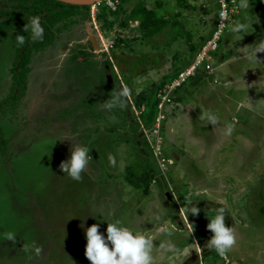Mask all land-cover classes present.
<instances>
[{"label":"rangeland","instance_id":"rangeland-1","mask_svg":"<svg viewBox=\"0 0 264 264\" xmlns=\"http://www.w3.org/2000/svg\"><path fill=\"white\" fill-rule=\"evenodd\" d=\"M141 1L158 7L166 16L192 0H105L84 5L72 16L53 24L41 17L44 42L39 48L33 46L25 98L19 100L14 95L10 97L15 80L13 68L17 69L19 56L17 48L24 53L35 43L30 33L23 32L29 21L7 23L0 15V264H90L84 256L86 240L81 224L89 227L100 223V231L104 232L107 222L96 216L100 207L113 213L109 223L119 219L134 231L153 236L154 264H225V257L205 247L211 236L206 228L207 217L220 206L201 197L215 201L216 195L223 196L227 205L226 226L238 228V243L226 256L227 264H264V83L259 79L264 78V52L257 53V57L251 55L247 63L241 56L243 59L236 63L246 66L247 75L250 72L247 78L255 76L249 82L256 89L255 111H248L240 100L251 89L235 88L232 94H226L218 113L232 115L226 122L234 128L231 136H222L213 167L202 155L198 157L201 145L193 141L196 137L165 133L164 150L162 144L157 146V137L152 134L156 130L148 127L147 118L151 110L168 113L166 104L171 96L163 100L157 93L169 92L167 85L176 72L171 68L163 78L165 72L154 75V85L150 79L144 83L133 77L131 81L127 55L146 40H139L138 34L130 32V40H138L130 44L132 50L128 45L124 52L118 35L120 27L132 24L130 13ZM203 2L193 0L189 5L195 4L200 11ZM210 4L214 7L215 0H210ZM250 4L253 15L255 6H264L262 0H250ZM3 10L0 6V13ZM241 15L239 8L214 57L221 56L223 50L226 57L231 56L230 45L236 39L229 26ZM160 21L159 18L158 25ZM253 32L263 37L264 23L253 24L247 36H253ZM17 34L24 35L23 45L17 42ZM92 35L98 38L99 46H94ZM144 47L147 50L148 45ZM105 63L113 68L105 69ZM218 64L215 62L216 67ZM107 73L112 74L111 81L107 80ZM195 79L193 76L186 82L187 91L199 88L194 85ZM119 84L129 89L126 104L132 107L130 113L119 107L110 111L103 107ZM151 91L158 98H152ZM142 92L149 94L138 107L137 98ZM172 119L170 116L168 120ZM164 126L165 120L157 127L163 130ZM71 143L91 148L92 160L80 181L72 180L59 168L70 155ZM182 153L184 157L180 156L175 165L169 162L173 160L171 156L176 159L175 154ZM110 156L115 165L109 163ZM194 160L199 161L200 170L206 174V183L223 191L204 194L201 189L205 183H192L183 192L184 186L197 180ZM147 164L154 167V174L141 189L149 188L144 192L152 191L150 195L127 180L128 167L133 166L134 174L142 175ZM182 165H187L185 171ZM215 167L217 176H211ZM165 176L175 177L177 187L174 181L171 186L166 185ZM168 193H172V199L168 200ZM189 202L200 209L195 217L184 214ZM8 232L15 234V241L4 238ZM165 242L180 249V255L162 252L160 245ZM33 244L42 248L39 255ZM23 245L28 246L27 251ZM243 256L245 260L240 262Z\"/></svg>","mask_w":264,"mask_h":264},{"label":"crops","instance_id":"crops-1","mask_svg":"<svg viewBox=\"0 0 264 264\" xmlns=\"http://www.w3.org/2000/svg\"><path fill=\"white\" fill-rule=\"evenodd\" d=\"M207 1L208 0H204V2L202 3L201 8L203 9L200 10L201 12L196 9L195 4L189 5L193 2L192 0L189 1V3L183 4L181 6L179 5L178 11H172L173 13L171 15H167V13L166 16L161 13L160 10H158V7H149L154 10L156 19H161L160 25H154L155 27L160 28H158V30L155 33H152V35L150 36L144 35L143 30L140 27L138 18L132 21V24H126L125 26H122L118 29L119 38L123 40L124 52L125 49H127L128 45L132 50L133 45L130 46L132 42H135L138 39L144 41L146 40V43L144 45L138 47L134 51L130 50V55H127L129 56L127 64L130 68L129 73H131V81H133V77L139 80V82L144 83L148 82L147 79H150L151 81L149 83L154 85L155 82H157L153 81L154 75L159 76L161 73L165 72V74L161 77L163 78L171 68H174L175 72L177 73L182 69L181 67H183L184 65L186 66L187 63L184 64L183 62H185V60L189 61L193 58L195 53L201 47L202 41L205 39V37L208 36L210 32V30L208 31L210 25L212 27L216 19L217 5H215L214 7L212 6V9V7H210V0L209 2ZM164 10L165 9H163L162 12ZM254 15L258 18L259 23H264V6H255ZM132 31L139 35L138 39L134 41L130 40L131 35H129V33ZM242 35L244 36L241 40H238L236 35L233 36L236 39V42L230 45V57H226L225 51L223 50L221 56H213V66L210 71L200 72L199 74L194 76V78H196L194 81V85H198L199 88H196L193 92H189L187 91L185 83L182 87L176 89L175 91L169 92L172 99L168 102V104H166V111L168 110V113L163 114L165 115L164 118L160 117V112H154L155 116L156 114L158 115L157 117H154L153 123L151 125H148V127H152L156 130L152 134L157 137L156 141L158 147L160 144H162V147L164 148L166 139L165 133H170L174 136H177L181 133L186 138L196 137L193 141H195L197 145H201L200 155H198V157H201L202 155L207 164L213 167L214 164L212 163V161H214L213 159H215V150H221V141L223 140V131L221 130H223L224 126L228 124L226 121L232 117V115L230 114L222 115L218 113V108L222 107L221 105L225 102L224 99L226 94H232V89L235 88H246V90L251 89L252 91L249 92L244 99L242 98L240 100L244 101L248 111H255L254 94L256 93V89H253V86H251V84L249 83L251 80L255 79V76L252 75L250 78H247L250 72H248L247 75L246 66H238L236 65V63H238L239 60L243 59L241 58V56L246 59L247 63V61H249L248 58L252 55V53L255 50H259L261 46L264 45V36L262 37V35H255V32H253L251 35L260 36L259 38L247 36L248 34ZM145 45H148L147 50L144 49ZM195 48L198 49L196 50ZM220 48L221 44L219 49ZM216 58L218 59L215 60ZM215 62L219 63L218 67L215 66ZM107 64L108 63H105V69H107ZM108 65L109 69L113 68L110 63ZM148 72L150 73L147 75ZM144 76L146 77L143 78ZM237 79L239 80L238 84L234 83ZM259 79L262 81V83H264L263 77L259 76ZM107 80H112L111 73H107ZM255 83H258V80L254 82V86L257 87ZM130 86L133 87L132 84ZM122 87L124 86L120 84L118 85V89ZM226 88L230 90L227 91L225 90ZM187 94L189 95V98H186ZM262 99L264 101V95ZM241 103L242 102H240L239 105H242ZM123 110H125L126 113H130L132 107H128L127 103V106L123 108ZM210 114H215L217 116V121L214 124L210 123L208 119V116ZM170 116H172V120H168ZM164 120L165 126L163 130L162 128L159 130L157 126H159L161 121ZM205 146H209V148ZM190 152H188V154H190ZM166 155L169 156L167 153ZM184 155L185 154L183 153L180 155L175 154L176 159L171 156L173 160H169V162L171 163V161H173L175 165L176 160H179L181 158L180 156L184 157ZM193 162L197 180H195L196 182H189L186 187L184 186L183 192H185L184 190H187V188H190L189 184L192 185V183H198L197 185H201L200 183H205L203 184L205 185V187L201 189V192H203L204 194L223 191L220 190V187L217 190V188H215V185L210 183L207 184L206 174L200 170L199 161L194 160ZM181 169L182 171H185L187 169V165H182ZM213 169H211V176H217L216 167ZM165 177L166 178L164 180V183L166 185L171 186L172 182L174 181V186L177 187L175 177ZM224 188L225 187H223V189ZM148 189L149 188L141 190L143 191V194L150 195L152 191L150 193L144 192ZM166 197L168 198V200L172 199V193H168ZM201 199L214 202L220 207L225 206L224 208H227L225 199L221 195H216L215 201L214 199H207L202 197ZM233 229L235 231L237 230L238 233V228L235 225L233 226ZM242 258L240 262H243L245 260L244 256Z\"/></svg>","mask_w":264,"mask_h":264},{"label":"clouds","instance_id":"clouds-1","mask_svg":"<svg viewBox=\"0 0 264 264\" xmlns=\"http://www.w3.org/2000/svg\"><path fill=\"white\" fill-rule=\"evenodd\" d=\"M238 7L242 10L241 18L229 26V32L236 35L238 40H241L244 36L242 34H247L250 28L253 30V24H258L259 20L250 12V0H239ZM218 16L220 17L221 23L228 19V13L225 11H220ZM23 32L30 33V39L34 42L42 40L44 37V28L41 24V17L39 15L31 16L29 22L24 25ZM17 42L23 45L25 43L24 35L17 34ZM259 52H264V45L259 50L254 51L252 55L257 57V53ZM234 83L238 84L239 80L237 79ZM128 95L129 89L122 87L103 102V107L109 111L117 107L123 109L127 106L126 101ZM208 119L210 123L214 124L217 121V116L210 114ZM233 128L234 125L226 124L222 130L223 135L231 136ZM90 149L85 144L71 143L70 155L60 163V170L72 180L80 181L82 179V173L92 160ZM109 163L115 165L116 161L110 156ZM199 212L200 209L193 202H189L184 207V214L187 217L188 215L195 217ZM97 215L103 221L107 222V227L104 232L100 231V223H93L89 227H84L83 223L81 224L86 240L84 256L90 261V264H154L153 236L136 232L119 219L109 223L108 218L113 213L110 210L106 211L103 207L98 209ZM225 217V208L217 207L214 215L207 217L208 223L206 225L211 236L205 244V247L207 249H214L222 257H226L238 243L235 230L232 227L229 228L226 226ZM190 226L192 232V225ZM168 235L170 236L171 232ZM4 238L9 241H15L16 236L14 233L8 232ZM23 247L24 250H28L27 245H23ZM33 248L36 255H39L42 251V248L35 246V244H33ZM160 249L162 252L172 253L174 256L180 255V249L171 242L162 243Z\"/></svg>","mask_w":264,"mask_h":264},{"label":"trees","instance_id":"trees-1","mask_svg":"<svg viewBox=\"0 0 264 264\" xmlns=\"http://www.w3.org/2000/svg\"><path fill=\"white\" fill-rule=\"evenodd\" d=\"M104 1H102L101 3H103ZM0 6L4 7V10L0 13V15L4 17V21L7 23L16 22L20 19L29 21V18L31 16L39 15L40 17H43L44 20L47 19L49 24H53L58 20L72 16L81 7H86L84 5L68 4L59 0H0ZM105 8L107 9L106 6ZM110 11L111 13H115L112 10ZM129 18L133 21L136 20V18H138L140 22V27L143 30L144 35L147 36L152 35V33H155L158 30V28H160L154 26L158 23V19H156V14L154 13V10L149 8V6L146 5L144 1L139 2L132 9ZM24 23L25 22H23L22 24ZM210 29H211V25L208 31ZM46 30L49 29L46 28ZM207 38L208 36L205 37V39L202 41V44L207 40ZM120 41L123 40L120 39ZM32 42L35 44L34 45L31 44L30 47H27L24 50V53L22 52V48H17L19 56L17 60V69L13 68V73L15 74V80L13 81L12 95L10 96L12 97L14 95V98L16 100L21 99V97L25 95V92L27 90V74L31 70L30 62L33 52V46L39 48L40 46L43 45L44 40L35 41V42L32 41ZM190 61L191 60H189L187 64ZM20 88L22 90H20ZM16 89H17V93L16 92L14 93ZM148 94L149 93L142 92L138 96L137 98L138 107H141L142 102L148 97ZM151 94H153L152 98L156 97V93L154 92L152 93L151 91ZM154 117L155 114L151 110L147 118L148 125H151L153 123ZM132 169L133 166L128 167L127 180L131 185H133L136 188H142L144 185H147L154 174V167L151 166V164L146 165V170L142 173V175L134 174Z\"/></svg>","mask_w":264,"mask_h":264},{"label":"built area","instance_id":"built-area-1","mask_svg":"<svg viewBox=\"0 0 264 264\" xmlns=\"http://www.w3.org/2000/svg\"><path fill=\"white\" fill-rule=\"evenodd\" d=\"M215 2L217 5L216 19L210 29L207 40L201 45L192 60L175 74L171 83L167 85L169 92L182 87L192 76L200 72H208L212 69V58L220 47L223 35L233 17L239 13L238 0H215ZM220 11L228 13V19L223 23H221L220 17L218 16ZM169 92L165 94L159 92L157 95L163 100H167L170 96ZM162 116L163 114L160 112V117ZM200 260H203V257H200ZM224 262L227 264L229 259L225 257ZM201 264L208 263L201 261Z\"/></svg>","mask_w":264,"mask_h":264},{"label":"water","instance_id":"water-1","mask_svg":"<svg viewBox=\"0 0 264 264\" xmlns=\"http://www.w3.org/2000/svg\"><path fill=\"white\" fill-rule=\"evenodd\" d=\"M59 1H63L65 3L74 4V5H92V4L101 2L103 0H59ZM91 40H92L95 47L99 46L98 45V38L95 35L91 36ZM106 67H107V69H109L108 64L106 65Z\"/></svg>","mask_w":264,"mask_h":264}]
</instances>
